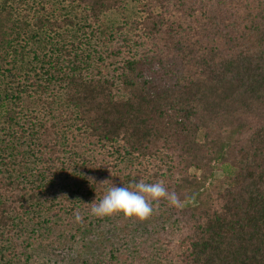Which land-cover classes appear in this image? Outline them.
Segmentation results:
<instances>
[{
  "label": "trees",
  "instance_id": "trees-1",
  "mask_svg": "<svg viewBox=\"0 0 264 264\" xmlns=\"http://www.w3.org/2000/svg\"><path fill=\"white\" fill-rule=\"evenodd\" d=\"M68 1L0 0V264H264V0ZM140 179L182 206L90 214Z\"/></svg>",
  "mask_w": 264,
  "mask_h": 264
},
{
  "label": "clouds",
  "instance_id": "clouds-1",
  "mask_svg": "<svg viewBox=\"0 0 264 264\" xmlns=\"http://www.w3.org/2000/svg\"><path fill=\"white\" fill-rule=\"evenodd\" d=\"M89 180H93L89 178ZM109 180L101 182L108 184ZM166 200L169 206L181 207L182 201L176 192H169L163 181L147 183L144 179L133 182L129 186L111 185L99 203H91L90 214L99 218L122 213L126 218H137L140 221L149 219L154 211L153 201L159 206L161 200ZM73 215L77 223L82 222L79 209Z\"/></svg>",
  "mask_w": 264,
  "mask_h": 264
},
{
  "label": "rangeland",
  "instance_id": "rangeland-1",
  "mask_svg": "<svg viewBox=\"0 0 264 264\" xmlns=\"http://www.w3.org/2000/svg\"><path fill=\"white\" fill-rule=\"evenodd\" d=\"M25 1L27 4L28 1L32 3L34 0H19V3H21V5L24 6L26 4H22V3H25ZM49 1L52 4H47L48 10L52 14H54V16L57 17L59 20H63V19L65 20L66 16H68L69 18H71V17L73 18L74 15L76 14L75 11H78L74 6L75 4L74 5L70 4V2L68 0H49ZM12 4H13V0H12ZM122 5H123V7H121ZM122 5L118 9H114V10L106 12L104 14V21L106 24H108V25L118 24V23L122 22L123 18L132 17V16L137 14V10H138L137 3L134 0H123ZM53 6H54V8H53ZM27 11L31 12L29 9ZM21 43H25V42L22 41ZM29 46L36 47L34 44L29 45ZM40 46L42 47L43 44ZM42 49H45L46 51H48L47 50L48 47H44ZM27 50L28 51L24 52V49H22V46L20 47L18 45L17 52L15 54L12 53L13 56L9 57L11 65L8 67H12L13 71H15V69H16L17 70L16 72H18V71L21 72V71H24V70L30 68L32 65L40 64L41 60H45L46 58H48V56H46V57H40L39 59H36L34 53L39 51V49L36 50V52L33 49L31 50L30 48H28ZM39 53H41V52L39 51ZM21 57H22V61H24V58H25V62L20 63ZM32 57H35L34 64L30 63V60H32ZM221 175H222V173H220V176Z\"/></svg>",
  "mask_w": 264,
  "mask_h": 264
}]
</instances>
